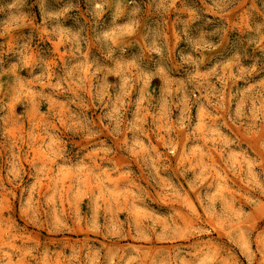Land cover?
<instances>
[{"label":"clouds","instance_id":"clouds-1","mask_svg":"<svg viewBox=\"0 0 264 264\" xmlns=\"http://www.w3.org/2000/svg\"><path fill=\"white\" fill-rule=\"evenodd\" d=\"M254 214L264 0H0V264H264Z\"/></svg>","mask_w":264,"mask_h":264},{"label":"rangeland","instance_id":"rangeland-1","mask_svg":"<svg viewBox=\"0 0 264 264\" xmlns=\"http://www.w3.org/2000/svg\"><path fill=\"white\" fill-rule=\"evenodd\" d=\"M152 89L158 91L159 90V82H153L152 84ZM17 111H21V109H17ZM91 111H96L95 109H91ZM98 115V113H97ZM152 140V144L153 147L156 149H159L161 151H164L165 145H164V141H165V137L163 134H161L159 137L156 136H152L151 137ZM196 145H194L192 143V141H188V153L189 154H185V149L184 148H177L175 149L176 151V156L174 157H170V159L172 160V164H173V168L179 169V168H185L187 167L189 169L188 172V176L192 179V180H199L200 179V173L196 172V157H197V152H196ZM251 151V150H250ZM34 154V153H33ZM212 161L217 164V165H222V154L218 151H213L212 153ZM205 163H207V161H204ZM233 163L238 165V166H243L242 165V161L239 160V158H236L233 160ZM161 182L164 183L166 182V180L168 179L167 176L161 174ZM233 181L235 183V185L237 186V188L239 189V194L241 197V202H243L242 198H243V185L240 184L239 180H236L235 177H233ZM185 188H188V185L185 184L184 185ZM178 196L180 195L179 193L177 194ZM19 196V190H15L14 193H10L7 196V199L12 202L14 201L17 197ZM189 196H192V193H189ZM160 203L163 204H169V201L166 199H161L159 201ZM209 203L212 206V210L213 211H219L220 210V203L217 201V197L216 195H211L209 197ZM86 204L87 202H85V210H87L86 208ZM172 207H176L178 210L183 207L184 209H187L189 207H193L194 206V211L197 212L200 215L201 219H204V212L205 209H201L200 205H199V201H197L194 197H192L191 199L188 198V196L184 197L183 199V205L180 204H172L170 205ZM65 207H67V205H65ZM227 207V206H226ZM76 211L79 212L80 211V206L76 207ZM127 215V212L125 209H121V213H120V219L123 220L125 218V216ZM136 215L137 216H149L151 215L149 210L146 209H136ZM188 219V222H191V218L190 217H186ZM252 223V227L256 230V232H259L261 230H264V216H259L258 214H254L252 221H250ZM153 225L157 228H166L167 222L165 221L164 217L161 216H155L153 218ZM223 231V230H221ZM215 232V230H214ZM255 235V232H254ZM230 247V246H228ZM235 253V256H239V250H232Z\"/></svg>","mask_w":264,"mask_h":264}]
</instances>
